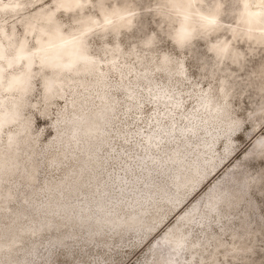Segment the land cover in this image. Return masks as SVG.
<instances>
[{
    "label": "rangeland",
    "instance_id": "1",
    "mask_svg": "<svg viewBox=\"0 0 264 264\" xmlns=\"http://www.w3.org/2000/svg\"><path fill=\"white\" fill-rule=\"evenodd\" d=\"M200 1L206 8L215 3L220 7V32L197 36L179 49L171 41L172 24L160 17L157 0H110L117 6L128 4L138 17L131 31L121 33L116 44L106 45L107 52L89 41L97 72L77 79L85 88L69 77L56 74L60 80L52 79L37 58L30 67L17 61L11 55L16 43L0 53L7 60L0 63V113L14 100L4 89L9 78L27 72L25 89H15L14 83L8 90L28 91L22 115L30 121L31 138L13 151L19 155L18 170L0 181V188L12 197L10 214L0 213V264H158L160 250L154 241L169 225L174 227L172 235L176 230L186 235L179 264H264V157L254 154L241 160L264 134V49L229 41L228 29L236 21L241 0ZM13 2V7L0 11V35L6 41L12 33L16 40L22 37L17 18L21 21L33 13V0ZM8 11L20 12L17 18L1 14ZM235 28V33L243 34L239 26ZM32 39H26L29 50L35 48ZM223 43H228L226 48H221ZM216 50L225 51L224 56ZM113 66L120 70L110 71ZM60 90V98H53ZM88 112L105 118L103 140L90 146L82 133ZM253 124L261 126L256 134ZM17 130L0 126V155L7 152L8 136ZM56 130L64 139L47 147ZM89 158L101 163L97 181L76 188L80 176L89 181L93 175L92 170L82 173ZM29 160L36 166L33 186L20 179L28 172ZM181 162L196 170L186 184H179L183 191L172 182L181 173ZM228 167L235 172L222 184L227 192L223 194L232 199L235 195V200L230 206L217 203L213 211L201 210L200 197ZM58 182L62 186L50 190ZM239 183L248 185L246 192L232 193ZM175 197L173 206L170 199ZM49 201L58 206L48 211ZM66 204L82 209L77 213ZM186 211L190 221L181 219ZM82 212L89 218L76 222ZM103 213L120 220L140 216V226L115 229L94 224ZM156 221L151 234H144ZM9 230L20 242L7 252L3 245L10 239Z\"/></svg>",
    "mask_w": 264,
    "mask_h": 264
},
{
    "label": "bare ground",
    "instance_id": "2",
    "mask_svg": "<svg viewBox=\"0 0 264 264\" xmlns=\"http://www.w3.org/2000/svg\"><path fill=\"white\" fill-rule=\"evenodd\" d=\"M36 2H37V0H33V5ZM256 2H257V0H241V2L239 3L240 9H239V12L236 16V21L234 22V25L230 29H228V36H229V41H236L239 44H241L240 42H242L244 44H248L249 45L248 48L253 47V48L264 49V32L261 31L259 25H252V24L247 23V19H248L247 13L252 12V11H256V9L252 7V5L255 4ZM157 3L159 5L158 11L161 14L160 17L163 18L165 22L172 24L173 32H172V37H171L172 40L171 41H172L173 45H175L176 47L178 46L179 49L181 47L183 48L185 46L188 47L191 44V42L197 38V36H203V38H205L206 36H208L212 33L220 32V28L218 27L217 21H218V16L221 14V9H220V7H218L217 3L206 8L203 6L201 1L199 0V2L197 4V8H196V11L198 13L197 22H193V21L184 22L183 15L177 14L178 12L181 11L179 6L184 3V0H157ZM246 3L248 4V8H245ZM13 4H14V2H13ZM174 4L176 5L175 7L173 6ZM118 7H119L121 14L126 17V20L121 22L122 27L120 28V33L129 32V31H131V29L135 25V22H136L137 17H138V13H136L134 8L130 7L128 4H125L123 6H118ZM19 12L14 13V12L8 11V12H2L1 14H8L12 18H17ZM36 14L39 15L40 12H38ZM200 16H207L209 19L214 18L216 20V24L204 26L203 22L199 21ZM32 19H34L33 13L30 15V17H27L26 19H22L21 21H19L17 18V22L21 25L22 32H23V35L20 39L16 40L14 34L12 33V34H10L11 39L9 41H6L5 37H3V35H0V39L2 40V43L0 44V53L3 52V50L5 49V47L9 43H12L13 45H15V43L17 44V46L15 48L16 52H18L21 47H24L23 55L25 57H30L31 52L36 51V48L39 46H35V48L33 50H31V52H30L28 49V44L26 42L27 38H30V37L33 38V34L29 33L27 37H25V35H24L25 31L27 30L28 23ZM182 23L184 25L185 30L187 32L191 33L190 38L186 39L183 43H181L179 41V36H178V34L181 30ZM237 26H239L240 31L243 32V34L235 33V30H236L235 27H237ZM250 28L253 29V31L250 32L249 31ZM71 39H72L71 36H69L67 34V32H63V30H62L60 32L59 38L53 36L51 38V43L46 42L44 44V49H45L44 51L40 52L39 55L36 57H31V61L29 59H23L25 61L23 63L31 64L33 61V58H37L39 64L45 70H48L49 72H51V74H52L51 78L52 79L60 80L58 75L63 76L62 79L69 77L73 82L76 80L75 83L78 85V87L85 88L86 85L78 82L77 79L91 75V74H96V72H97V60L95 57L92 56L90 49H89V46L87 49L89 59L91 61H93L94 63H88L86 61L81 60L80 54L76 51L73 43H71ZM227 44L228 43H223V44H220V46H222L221 48H226ZM213 45L216 46V44H213ZM211 47H209V50L211 49ZM215 52L220 57L224 56V54H225V51H221V50H219V51L216 50ZM230 52H232V56H234V57L239 56L240 57V54L237 51L230 50ZM78 61H81V62L77 63ZM230 62L234 65H235V63H237L236 61H230ZM0 63L1 64H7L6 58L4 57L2 60H0ZM53 67H55V68H53ZM76 72L78 74H76ZM56 74H58V75H56ZM26 78L28 79V75H27V72H25V71L19 73L18 75L12 76L9 78V80H8V82L4 88L5 92L7 94H12L14 96V100L12 102L11 108L8 109V111H6L4 114L0 113V121L3 120V123H6V124H1L0 126L2 128L8 127V126H16L18 128V130L16 133L10 134L8 136V139L6 142L7 152L0 155V181H2V180L6 181V179L8 177L15 174V171L18 170L17 168H18V162H19L18 161L19 155L13 153L14 149H18L19 145L20 146H21V144L25 145L27 142L31 141V138H30V121L28 119H24L23 115H22L24 109L27 106V103L25 101V96L28 94V91L26 90L24 92H21L23 89H25L27 87L26 86L27 84L25 82ZM0 79H2L1 73H0ZM98 81H99V79L95 78V82L97 83ZM14 83H18L17 85L14 86V88L15 89L18 88L19 90H21L20 92L19 91L14 92V91L8 90V88L12 84L14 85ZM56 84H58V83H56ZM45 85H47V80L44 81L43 87ZM47 92H49V91H47ZM60 96H61V90L58 93L54 94L53 98L59 99ZM23 97H24V100H23ZM43 100H45V99L43 98ZM48 101H50V100H48ZM48 101H46V102H48ZM108 110H109V108H108ZM10 117H12L13 119ZM83 118L85 119V125L82 129V133L88 139H90L91 142L88 143V145L89 146L92 145L93 142H96V143L101 142L103 140V135L101 134V121H104L105 118L104 117L99 118V116H97L93 112L86 113L83 116ZM262 119L264 121V116L262 117ZM260 128H261L260 124H253L252 125V130H253L254 134L258 133ZM52 136H53L52 141L47 143V147H50L52 144H54V142H60L64 139L59 130H56ZM254 154H256V155L263 154L262 156L264 157V134H261L258 138L255 139V141H253V143H251L249 145V148L243 152L241 160L249 159L250 157H252V155L256 156ZM62 155H63V152L59 151L58 157H60ZM56 161H59V158H56ZM225 165L223 166V168L225 167ZM86 166L87 167L82 168V173H85L87 171L92 170L93 175L90 177L89 181L83 180L80 176V178L77 179L78 180L77 181L78 186H75L76 188H84L88 184H94L97 181L99 171H100V167H101V163L98 160L89 158V162L86 164ZM178 166L180 168L182 167V169H180L181 173H177L172 182H173V184H175L176 188L179 189V191H183L182 189L180 190L181 187H179V184H184V183L186 184L187 181L191 177H193L194 171H196V170L187 168L182 162L178 163ZM210 167L212 168V165ZM230 169L231 168L228 167L220 175H218L219 174L218 171L214 174L209 175V177L207 179H205L198 186L199 189L194 191V193L192 195L197 193L207 183L208 179L218 175L217 178L209 186L207 191H205L206 193L204 192L203 193L204 195H202L199 199L201 202V204H200L201 210L204 211V210L209 209V210L213 211V210H215L214 207L217 203H218V205L221 203H225L228 206H230V203H232L233 200H235V195L232 199L231 196L223 194V193H227V192H226V189L222 186V184L224 183V181L229 180L231 178L232 173L235 172V170H233V169L230 170ZM70 170L71 169L66 170V172H65L66 175L69 174ZM94 170H96V171L94 172ZM35 174H36L35 163L33 160H29L28 172L24 177L22 176L20 179L25 180L26 184L33 186L34 181H35ZM248 183L251 184L252 182L250 181ZM62 184L63 183L58 182L54 185H50V190L53 191L54 189L61 187ZM238 186L239 187L237 188V190H235L232 193H234V194L235 193H237V194L238 193H245L246 189L248 187V185L246 183H239ZM189 187L192 188V185H189ZM215 190H216V192H215ZM183 194H184L183 192L180 193V195H183ZM192 195H191V197H192ZM10 197L11 196H9L5 192H3V190L0 188V213H2L4 216L10 214V210L8 208L9 207L8 202L12 198V197L11 198ZM164 197H163V199H164ZM177 198L178 197H175L174 199H170V201H171L170 204L174 206V202L177 200ZM190 198H188L184 202V204L186 202H188ZM57 206H58V204L56 202L49 201L48 205H47V209H48V211H51V210H54ZM65 206L68 210H72L73 208H76L77 213L82 209L81 207H80L81 209H79L78 205L66 204ZM196 208H195V212L198 211V209H196ZM187 212L188 211L184 212L181 215L182 216L181 219L183 217L185 218L184 221H188L190 218V217L189 218L186 217ZM88 218H89V215L87 213L83 214V212H82L81 215L76 219V222H86ZM140 222H141L140 216H130L125 220H120L119 218L118 219L112 218L108 214L103 213L101 216H99L94 221V224H96V225L100 224L102 226L113 227L116 229V228H119L121 226L124 228H130L132 226H138L139 227ZM157 224H158V222L156 221V223H153V225L147 226L144 229L143 233L144 234H151L150 232L152 231V227L156 226ZM138 227H136V228H138ZM173 228L174 227H172V225L167 226L154 241L157 243L158 249L160 250L159 251L160 255L156 258V262L158 264H179L178 261L182 258V251H183L182 249H183L184 245L186 244L185 243L186 235L178 232L177 230L172 235V233L170 231H172ZM149 230H151V231H149ZM31 232L35 233L36 230L31 231ZM12 234H13V231L9 230L10 239L7 243H5L3 245V248L5 250L3 248L2 249L4 251L9 252L13 247L18 246V244L20 242L19 237L14 235V234L12 235ZM169 236H170V238H169ZM168 238H169V240H168ZM158 240H160V241L158 242ZM191 246L189 248L193 249L194 247L193 246L191 247ZM13 262L8 261V263H6V264H13Z\"/></svg>",
    "mask_w": 264,
    "mask_h": 264
},
{
    "label": "snow or ice",
    "instance_id": "3",
    "mask_svg": "<svg viewBox=\"0 0 264 264\" xmlns=\"http://www.w3.org/2000/svg\"><path fill=\"white\" fill-rule=\"evenodd\" d=\"M198 2L199 0H184V3L179 6L181 11L177 14L183 15L184 22H197L196 8ZM13 6L12 0H7V2L0 0V11ZM252 7L256 11L247 13V23L259 25L261 31L264 32V0H257ZM245 8H248L247 3ZM32 12L34 19L28 23L24 35L27 37L29 33H32V43L39 47L36 48L35 52L29 50L31 52L30 57L23 55L24 47H21L18 52H13L11 55L17 61L23 59L31 61V57H36L45 50L44 44L46 42L51 43L53 36L59 38L60 32L63 30L71 36V43L80 54V59L94 63L88 55L89 41L99 44L101 50L107 52L106 45L116 44L121 34V22L126 20L119 7L110 3L109 0H37L32 7ZM38 12H43V15L37 16L36 13ZM199 21L203 22L204 26L216 24L214 18L209 19L207 16H200ZM249 31L251 32L253 29L250 28ZM178 36L181 43L191 36V33L185 30L183 23ZM114 50H118V48ZM3 58L0 56V59ZM119 70L116 66L110 69V71Z\"/></svg>",
    "mask_w": 264,
    "mask_h": 264
},
{
    "label": "trees",
    "instance_id": "4",
    "mask_svg": "<svg viewBox=\"0 0 264 264\" xmlns=\"http://www.w3.org/2000/svg\"><path fill=\"white\" fill-rule=\"evenodd\" d=\"M23 203H25V201H23ZM56 240V239H55ZM52 241H54L53 239H52ZM31 252H32V249H31Z\"/></svg>",
    "mask_w": 264,
    "mask_h": 264
},
{
    "label": "water",
    "instance_id": "5",
    "mask_svg": "<svg viewBox=\"0 0 264 264\" xmlns=\"http://www.w3.org/2000/svg\"><path fill=\"white\" fill-rule=\"evenodd\" d=\"M79 62H81V61H78L77 63H79ZM53 68H55V67H53Z\"/></svg>",
    "mask_w": 264,
    "mask_h": 264
}]
</instances>
